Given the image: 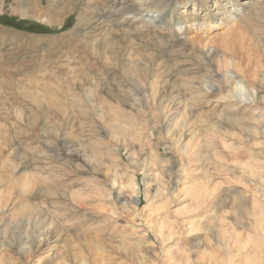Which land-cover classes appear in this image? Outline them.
<instances>
[{
	"label": "rangeland",
	"instance_id": "374dc122",
	"mask_svg": "<svg viewBox=\"0 0 264 264\" xmlns=\"http://www.w3.org/2000/svg\"><path fill=\"white\" fill-rule=\"evenodd\" d=\"M194 1L0 0V264H174L168 253L177 249L189 264H227L233 256H225L226 240L254 237L251 210L264 211V199L254 204L246 187L264 184V169L256 178L232 171L236 161L227 150L223 156V141L247 134L220 123L237 118L249 123L245 129L264 131V110L220 98L229 58L264 97V21L248 17L264 0H206L203 9ZM130 6L152 18L150 28L129 22ZM240 6L243 14L227 28L226 15ZM202 20L214 27L199 30ZM121 47L127 59L133 53L159 69L138 75L139 93L115 66ZM95 62L112 65L85 71L90 80L82 86L57 71ZM91 78L101 86L94 94ZM204 84L211 89H200ZM191 136L187 163L180 149ZM179 168L189 174L179 178ZM165 221L173 227L163 232L165 240L171 236L163 245L151 226ZM191 223L196 235L188 233ZM205 233L206 251L190 253Z\"/></svg>",
	"mask_w": 264,
	"mask_h": 264
},
{
	"label": "bare ground",
	"instance_id": "6f19581e",
	"mask_svg": "<svg viewBox=\"0 0 264 264\" xmlns=\"http://www.w3.org/2000/svg\"><path fill=\"white\" fill-rule=\"evenodd\" d=\"M155 1L157 2L158 0H155ZM190 1H192V0H179V3L181 5H183V7H184ZM100 3H106V1H100V2L96 3V5L99 6ZM159 3H162V2H159ZM197 3H198V7L202 8V9L205 8L206 5H207L206 4V0H197ZM197 3L194 1V4H193L194 8H196V4ZM243 3H244L243 5L246 4L245 2H243ZM256 6H257V8L256 7L255 8L252 7L253 10H251L250 13H249V16H248V14H247V16L248 17H252L254 19H258V20H260V22L264 21V7H262V8H261V6L258 7V4ZM138 9L139 8H135L133 6H130L124 12V14L131 16L129 22L132 21L133 22L132 24L136 25L137 29L141 30L143 28H145V29L146 28L147 29L150 28L151 24L153 23L152 18L143 17L141 15V11H139ZM194 11H195V9H194ZM243 12H244V9L241 6L239 8L234 7L233 9H231L228 12V14L226 15V22H225V23H227L226 27L227 28L231 27L235 23V20L237 19V17L239 15L243 14ZM101 13H102V11H101ZM90 17H91V15H90ZM125 21L126 20L124 18V19H122L121 22H125ZM223 23L224 22L221 21L219 24L221 25ZM197 25H198V29L199 30H205V29L208 30L209 28L214 27L210 23V21H205V20H202V23L197 24ZM94 27H96V26H94ZM196 28L197 27H195V29ZM105 31H107V30H105ZM121 34H122V32H121ZM132 42H133V40H132ZM190 43H192V42H190ZM131 44H133V43H131ZM130 46H128V47H130ZM135 51H137V50H135ZM117 54H118V58L119 59L115 60L116 61L115 66L117 67L121 77L126 79L128 82H130V84H132V86H134V88L136 89V91H138V93H139V86H138V83H139L138 78L139 77H138V75L144 74L145 76H148L149 72H152V71L158 72L159 71L157 66H155V69L153 70V64L155 63V60L149 59L150 62L146 61L145 63H141L142 60H140L139 62L134 60L133 53H132V56H130L129 59H127L124 56V54H126V53H125L124 48L122 49V47L117 52ZM252 54L253 53H249V55H248L249 59H251ZM129 55H131V53H129ZM139 56H140V54H139ZM225 60L226 61H224L223 65H222L225 68V70L223 71V77H224V82H225V84L227 85L228 88H227V90H226V92L224 94L222 93V95H221L222 97L220 98V100L225 102V104L227 106H230V107L238 105L240 108H244V109L249 108L252 111H256V110H259V109L260 110H264V107L259 106V104H262L264 97H260L258 95V93L256 92V90H252V89L248 88V85L246 84V81H245L244 72L242 70V65L239 64V62L233 60L232 58L225 59ZM99 61H101V60H99ZM151 61H153V62H151ZM81 63L82 62H80V64ZM260 64H261V62H260ZM83 65H79V66H77L75 68L74 67H68L69 70H67V71H69V72H66V73L61 71V70H57V71L63 73L64 75H66L67 79L69 81H71V82L76 81L80 86H82V84L84 82H87L88 80H90L87 77V74H86L85 71H99V70H96V69H102L101 73H103L105 70H108V66H111L112 64H108V63L107 64H100L98 62H95L94 64H92V63L89 64L88 63L85 66H83ZM226 67H228L229 69L226 68ZM40 73L41 72H39V74ZM87 73H89V72H87ZM260 75L261 76H259V78L258 77L257 78H258V81H260V83L262 84V82H264V77H263L264 74H260ZM40 77L42 78V75ZM26 79H28V78H26ZM254 79H255V77H254ZM30 81H32V80H30ZM30 81H28V82H30ZM91 81H92V86H90L89 90H90L91 94H94V93L99 91L101 86H100V83L97 82L96 78H91ZM36 83H38V81ZM185 85L188 86V83H186ZM56 87H58V86H55L54 88H56ZM85 87H86V85H85ZM131 89H133V88H131ZM200 89H203V90L211 89V86H209L208 84H204L202 87H200ZM60 90H61V88H60ZM57 91H59V90H57ZM142 92L146 93L145 91H142ZM61 93H62V90H61ZM85 96H86V94H85ZM234 100L236 102H234ZM239 103L241 105H239ZM257 108H259V109H257ZM233 118H235V117H233ZM223 121L220 123V128L221 129H223V130L226 129V128L233 129V130L236 131V133H238V136H242V135L247 134L245 137H235V139L228 138L226 141H223V143L225 145L228 144V145H226V147H224V150L222 152L223 156L225 155V151L226 150L229 151V153L227 155L229 160L236 161L235 166L231 167L232 171H233V169H235V170H238L239 172H241L242 174L247 173L248 176L256 178L257 177L256 174H261L263 172V169H264V138H262L260 141H258L259 138H256V139H254V138L258 137V136H264V131H261V128L256 126V125L255 126H250V128L245 129L249 125V123L247 124V123L243 122V120H238L237 118H235V119L226 118ZM227 123H232V124H227ZM256 123H258V122H256ZM224 126H226V127L224 128ZM218 133H219V135H222L223 137H226V136H224L222 131H220ZM249 138H251V139H249ZM251 140H253V141L257 140L258 141L257 143H255L256 145L253 148L251 146L252 143H249V141H251ZM203 146H204L205 149L209 148L208 144H204ZM194 149H195V138H194V136H191L185 142L183 147L180 149V150H184V152H186V161H187V163H190V161H191V158L189 157V152L191 150H194ZM197 155H198V153L194 154V156H197ZM194 169L196 170L197 168H194ZM201 172H202V174L205 175V171H201ZM183 173L187 174L188 170H184L183 171V170H181L179 168L178 172H177V176L180 178L181 174L183 175ZM261 177H263V175ZM262 182H264V180ZM242 183H244V182H242ZM254 184L256 186V183H254ZM255 186L251 185V186H247L246 188H247V190L253 191V193L255 194V196L253 197L254 204H257L259 202H262L263 201L262 199H264V184L259 185L258 186L259 188L255 187ZM132 187L134 188L133 189L134 192H136V190H138V187H137L136 184H134V185L132 184ZM25 188L26 187H24L23 189H25ZM234 188H237V187H234ZM9 191H11V194H13V195L15 194V193L12 192L13 190H9ZM14 191H16V190H14ZM17 191H18V193L20 195L28 193V190H17ZM234 194L236 195V198H238L237 200L240 201V202L241 201H245V198L247 197V196H244L241 193V190L238 191V189H236ZM238 194H239V196H238ZM192 197L194 199H197L198 198V194L194 193L192 195ZM150 199L151 198H149L148 200H150ZM152 202H153V200H152ZM14 203H16V201ZM133 203L136 204L137 200H133ZM255 208H253V210H251L252 211V215L254 216V222H253V225H252V231L254 232V237L253 238H248V239L244 240V242H242V239L238 235H236V240H235L236 243L233 240H231V238H228V240H226V243L224 244V247L226 248V250H225V254L226 255L225 256H228V257L229 256H233V257L228 260L227 264H242L243 260H245L244 258L249 256V255H251V254H254L255 256L257 255L256 257H258L256 259L254 258V260H252V264H264V215H263L264 211H262V209H260V208L259 209H255ZM18 210L20 211L19 208H18ZM199 226H201L200 223H199ZM172 227H173V223L165 221V222H163V225H158L156 227L151 226V229H153L157 233H159L157 235L158 238H159V242L164 245L165 242L168 241L167 239H170L171 236H168V238H166V240H165L166 235H164L163 232L165 230L171 229ZM197 228H198V224L197 223H191L190 227L188 228V233H190L192 235H196L198 233V231H196ZM208 229L209 228L206 225H202V227H201V230H203V232H207ZM235 232H236V228H232V230L230 232V237ZM170 233H174V232H170ZM205 234L206 235L203 238H201V237L197 238L196 237L194 239V243L189 248V252L190 253L197 254L199 252H205L206 251V248L209 245V239H211V237L207 233H205ZM230 242H232L234 244L233 247H229L230 246ZM173 253H174V261H175L174 264H189L190 261L186 257V251L181 250V249H179V250L177 249L175 251H170L168 253V256L173 254ZM167 263L168 264H172L171 262H167Z\"/></svg>",
	"mask_w": 264,
	"mask_h": 264
}]
</instances>
